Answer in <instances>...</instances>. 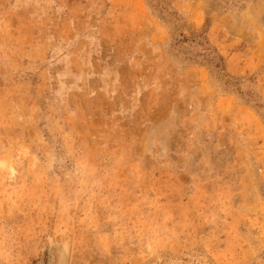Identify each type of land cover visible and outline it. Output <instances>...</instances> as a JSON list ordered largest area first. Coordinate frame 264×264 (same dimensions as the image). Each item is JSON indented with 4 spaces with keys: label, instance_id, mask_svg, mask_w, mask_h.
Segmentation results:
<instances>
[{
    "label": "rangeland",
    "instance_id": "1",
    "mask_svg": "<svg viewBox=\"0 0 264 264\" xmlns=\"http://www.w3.org/2000/svg\"><path fill=\"white\" fill-rule=\"evenodd\" d=\"M50 243L264 264V0H0V264Z\"/></svg>",
    "mask_w": 264,
    "mask_h": 264
},
{
    "label": "trees",
    "instance_id": "2",
    "mask_svg": "<svg viewBox=\"0 0 264 264\" xmlns=\"http://www.w3.org/2000/svg\"><path fill=\"white\" fill-rule=\"evenodd\" d=\"M201 36V33L198 35V37ZM198 46L200 48V54L199 56L202 57V59L208 61V62H215V65L218 67L220 62L222 61V58L219 54L213 53L210 48L206 45V43L202 41H197Z\"/></svg>",
    "mask_w": 264,
    "mask_h": 264
},
{
    "label": "water",
    "instance_id": "3",
    "mask_svg": "<svg viewBox=\"0 0 264 264\" xmlns=\"http://www.w3.org/2000/svg\"><path fill=\"white\" fill-rule=\"evenodd\" d=\"M52 246H53V244L50 243V246H49V249H48V260H47L48 264H52Z\"/></svg>",
    "mask_w": 264,
    "mask_h": 264
}]
</instances>
